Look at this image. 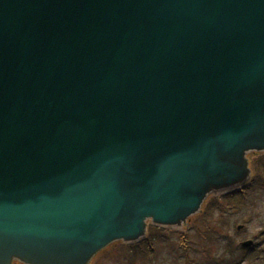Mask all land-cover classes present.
<instances>
[{
  "label": "water",
  "instance_id": "1",
  "mask_svg": "<svg viewBox=\"0 0 264 264\" xmlns=\"http://www.w3.org/2000/svg\"><path fill=\"white\" fill-rule=\"evenodd\" d=\"M259 152L264 0H0V264L181 228Z\"/></svg>",
  "mask_w": 264,
  "mask_h": 264
},
{
  "label": "rangeland",
  "instance_id": "2",
  "mask_svg": "<svg viewBox=\"0 0 264 264\" xmlns=\"http://www.w3.org/2000/svg\"><path fill=\"white\" fill-rule=\"evenodd\" d=\"M258 156H264V154ZM258 170L261 174L260 178L251 184L243 196L237 197L236 201L235 199L225 201L220 198L211 200L212 203H216L219 206H228L226 214H221L219 211L211 209L209 207L210 201L203 213L193 219L192 226L195 227V231L189 233L188 237H197L198 257L196 260L199 259L200 264H205L203 261L209 263L210 259H223V247L226 241L227 244L225 246H229L233 254L236 252V255H239L240 252L238 250L241 248L238 243L245 240L253 241L255 252L251 251V255L248 257L236 256V263L251 264L250 259L261 257L260 254H262L263 258H259L258 261L264 262V157L261 159ZM239 225L244 226V228L241 231H236V227ZM165 234H168L169 241L162 245L157 242L153 243L155 254L152 257L151 255H143L146 253L142 251V249L145 250L147 248L145 245L133 249L121 246L100 257L95 264H127L129 257H135V255H138L135 257L137 264H147L152 261L155 264H179V261L176 262L179 250L173 251L178 235L175 236L168 232ZM244 253L248 254L249 252ZM224 263L222 262V264Z\"/></svg>",
  "mask_w": 264,
  "mask_h": 264
},
{
  "label": "flooded vegetation",
  "instance_id": "3",
  "mask_svg": "<svg viewBox=\"0 0 264 264\" xmlns=\"http://www.w3.org/2000/svg\"><path fill=\"white\" fill-rule=\"evenodd\" d=\"M195 231V227H187L185 230H183L182 232H180V236L178 238H176V248L179 250L178 252V256H177V261H179V264H200L199 259H197L198 257V250H197V237H193V238H189L188 234L192 233ZM147 248L151 249L152 245L151 244H147ZM243 249V248H242ZM257 249V248H256ZM240 252L239 255H241L242 257H248L247 255L249 254H245L243 250H238ZM249 251H254L255 252V245H252L249 248ZM155 254V251H148L146 253H144L143 255L145 256H150L151 257ZM235 254H233V252H229V251H225L224 252V258H220V259H210V262L207 264H222V262H225L224 264H237L235 261V257L239 256ZM261 257H255L254 261L251 262V264H264L259 262L258 259L259 258H263L262 254H260ZM191 258V259H190ZM213 261V263H211ZM13 264H20V263H13ZM128 264H132L131 262H128ZM147 264H155V262L153 263V261L151 263H147Z\"/></svg>",
  "mask_w": 264,
  "mask_h": 264
}]
</instances>
